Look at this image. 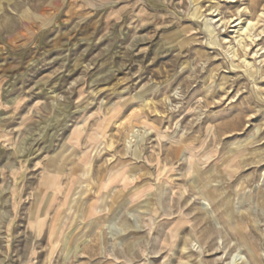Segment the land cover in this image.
<instances>
[{
    "label": "rangeland",
    "instance_id": "1",
    "mask_svg": "<svg viewBox=\"0 0 264 264\" xmlns=\"http://www.w3.org/2000/svg\"><path fill=\"white\" fill-rule=\"evenodd\" d=\"M0 103V264H264V0H0Z\"/></svg>",
    "mask_w": 264,
    "mask_h": 264
},
{
    "label": "bare ground",
    "instance_id": "2",
    "mask_svg": "<svg viewBox=\"0 0 264 264\" xmlns=\"http://www.w3.org/2000/svg\"><path fill=\"white\" fill-rule=\"evenodd\" d=\"M248 10V8H247ZM263 14V11H262ZM217 15V14H216ZM238 15L236 18L231 20V23H233V27L235 28L233 30L234 33V37H236V42L241 46V48L244 51V56L241 57L239 56L238 58L241 59V62L247 67V69L249 70L250 73H253L255 71V64L254 62L250 61L248 58V53L247 50L249 49V44L252 42L256 41V37L258 36L255 33V26L256 23L251 20V19H247L244 21V19L242 18V14H241V10L238 11ZM215 21V20H214ZM216 21H220L222 23H224L225 21L221 18V16L216 19ZM214 23V22H213ZM229 23V22H228ZM211 19L207 20V25H208V33L210 35L211 38H214V27L211 25ZM232 26V25H231ZM227 38V37H226ZM215 39V38H214ZM235 39V38H234ZM229 43V42H228ZM258 44V43H256ZM233 45V43H232ZM230 45V54L232 57H236L238 56V52L237 49H235L234 46ZM229 49V47H228ZM256 52V51H255ZM228 54V53H227ZM258 54V53H257ZM231 59V58H230ZM255 61V60H254ZM245 67V68H246ZM257 69V68H256ZM132 139L128 140V146L131 147L132 146ZM134 149V148H133ZM49 162V161H48ZM194 164V163H193ZM120 167V166H119ZM104 206V205H103ZM110 208V206H108ZM158 207V206H157ZM105 209L103 210V208H99V207H93V212H92V220L94 222H98L101 223L103 222L104 226L106 225V227H108L109 229H111L109 233V235L112 237V239L115 240H119V232H114L113 227L117 228L116 226V222L115 219L109 218L107 220L104 221H100L104 216H105V211L107 209V204L104 207ZM209 212V211H207ZM83 213V205L81 206V208L79 210H77V212L75 213V218L78 219L80 218V216ZM103 213V214H102ZM205 213V212H204ZM85 216V214H84ZM83 216V217H84ZM205 218V217H204ZM35 219V218H34ZM42 224V223H41ZM54 227H52V229L50 230V237H56L54 240H56V242L61 241L62 239L60 237L65 236L66 239H69L71 234H64L61 230L60 234L58 235V233H55ZM214 228V227H213ZM38 229V228H37ZM216 230V229H215ZM216 232V231H214ZM227 235V234H226ZM234 236V235H233ZM53 239V238H52ZM250 239V238H249ZM252 241V240H251ZM241 244V243H240ZM247 249H248V255H244L240 250L236 251V252H230L229 257L226 261V264H261L262 263V258H261V252H259L258 250H256L251 244H249L248 242L246 243ZM220 247V246H219ZM244 247V246H243ZM258 248V247H257ZM208 251V250H207ZM234 251V250H233Z\"/></svg>",
    "mask_w": 264,
    "mask_h": 264
},
{
    "label": "crops",
    "instance_id": "3",
    "mask_svg": "<svg viewBox=\"0 0 264 264\" xmlns=\"http://www.w3.org/2000/svg\"><path fill=\"white\" fill-rule=\"evenodd\" d=\"M18 36H19V35H18ZM18 36H17V37H18ZM12 39H13V38H12ZM12 39H11V40H12ZM13 40H14V39H13ZM13 40H12V41H13ZM0 105L2 106V104H1V103H0ZM16 107H17V105H16ZM15 110H17V111H18V107H17ZM12 111H13V109H11V110L9 111L8 117H10V116L12 115V114H11V113H12ZM23 116H24V115H21V117H20V118H22ZM8 117H6V118H8ZM0 131H1V130H0Z\"/></svg>",
    "mask_w": 264,
    "mask_h": 264
}]
</instances>
